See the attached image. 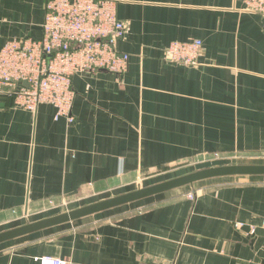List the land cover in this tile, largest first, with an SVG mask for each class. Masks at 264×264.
<instances>
[{
  "label": "crops",
  "instance_id": "obj_1",
  "mask_svg": "<svg viewBox=\"0 0 264 264\" xmlns=\"http://www.w3.org/2000/svg\"><path fill=\"white\" fill-rule=\"evenodd\" d=\"M47 1L0 0V48L40 38ZM115 1L129 67L73 77L75 123L0 93V232L159 183L148 174L216 145L264 152V15L245 0ZM195 39L197 65L167 58L171 42ZM45 256L264 264V176L209 179L0 243V264Z\"/></svg>",
  "mask_w": 264,
  "mask_h": 264
},
{
  "label": "built area",
  "instance_id": "obj_2",
  "mask_svg": "<svg viewBox=\"0 0 264 264\" xmlns=\"http://www.w3.org/2000/svg\"><path fill=\"white\" fill-rule=\"evenodd\" d=\"M245 2L248 10L264 15V0ZM127 33L115 0H48L42 36L10 40L0 48V93L30 112L49 104L56 109V120L64 117L73 124V77L98 71L122 76L130 55L117 44ZM202 47L201 39L175 40L165 54L172 62L192 66L198 64ZM41 264L65 262L45 256Z\"/></svg>",
  "mask_w": 264,
  "mask_h": 264
},
{
  "label": "water",
  "instance_id": "obj_3",
  "mask_svg": "<svg viewBox=\"0 0 264 264\" xmlns=\"http://www.w3.org/2000/svg\"><path fill=\"white\" fill-rule=\"evenodd\" d=\"M226 176H264V163H231L226 165L212 166L200 170H195L193 172L186 173L181 176L171 178L153 185L145 187L139 186L137 189L121 195L113 196L37 221L27 222L26 224L18 226L16 228L0 232V243L50 227L66 224L117 206L129 204L160 193L182 188L185 186H193L196 183L202 181Z\"/></svg>",
  "mask_w": 264,
  "mask_h": 264
},
{
  "label": "rangeland",
  "instance_id": "obj_4",
  "mask_svg": "<svg viewBox=\"0 0 264 264\" xmlns=\"http://www.w3.org/2000/svg\"><path fill=\"white\" fill-rule=\"evenodd\" d=\"M230 149V150H229ZM227 147L215 146L208 152L167 164L160 170L148 174L146 183L162 182L186 173L207 167L226 165L231 163H264V152L231 150ZM162 180V181H161Z\"/></svg>",
  "mask_w": 264,
  "mask_h": 264
}]
</instances>
